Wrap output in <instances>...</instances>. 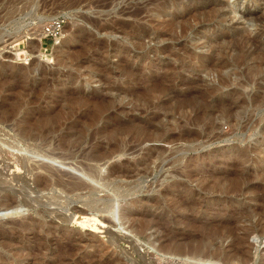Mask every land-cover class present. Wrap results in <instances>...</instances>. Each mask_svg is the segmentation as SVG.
<instances>
[{
    "label": "rangeland",
    "instance_id": "374dc122",
    "mask_svg": "<svg viewBox=\"0 0 264 264\" xmlns=\"http://www.w3.org/2000/svg\"><path fill=\"white\" fill-rule=\"evenodd\" d=\"M12 144L29 171L0 164V264H264V0H0Z\"/></svg>",
    "mask_w": 264,
    "mask_h": 264
},
{
    "label": "bare ground",
    "instance_id": "6f19581e",
    "mask_svg": "<svg viewBox=\"0 0 264 264\" xmlns=\"http://www.w3.org/2000/svg\"><path fill=\"white\" fill-rule=\"evenodd\" d=\"M45 23V22H44ZM47 23V22H46ZM38 31V30H37ZM32 34H34V37H35V35L38 37V41L40 42V40H41V37H42V29L37 33V32H34V33H32ZM32 34H30V35H32ZM29 35V34H28ZM27 35V36H28ZM36 41V40H35ZM60 42V41H59ZM59 42L56 44V45H54L52 48H54L55 46H57L58 44H59ZM38 43V42H37ZM40 44V43H39ZM41 50V49H40ZM42 51V50H41ZM20 56L21 57H25L23 54H20ZM22 59V58H21ZM44 125V124H43ZM30 127V126H29ZM50 128V127H49ZM52 128V127H51ZM32 137V136H31ZM55 138V137H54ZM8 147L10 148V151H8L7 149H0V164L2 165L1 166V168H5V167H9L10 165H9V163H7V162H5V160L6 159H11V158H9L8 156H10L11 155V157L12 156H15V158L13 159V161H14V166H15V168L16 169H22V168H24L25 169V171H29V168H28V165H27V162H25V158H23L24 156L23 155H20L19 153H16V150L15 151H12L11 152V148L12 149H14V148H16L13 144L12 145H8ZM1 148V147H0ZM135 149V148H134ZM7 150V151H6ZM72 150V149H71ZM10 154V155H9ZM101 157V156H100ZM102 160V159H101ZM13 161H11V163L13 162ZM10 162V161H9ZM46 164H50L49 162H45ZM45 165V164H44ZM55 167L57 166V167H60V166H58V165H56V164H53ZM48 166V165H47ZM0 168V186H1V184L2 183H4L5 184V180L6 179H4V177H5V175H4V172L2 171V169ZM12 169H14L13 167H11ZM10 169V168H9ZM51 169H53V168H51ZM50 169V170H51ZM57 169V168H56ZM31 170V169H30ZM59 170V169H58ZM20 171V170H19ZM87 171V170H86ZM15 172V171H14ZM17 173V172H16ZM27 173H29V172H27ZM83 173V172H82ZM11 175V174H10ZM87 175V177H88V179L90 180V181H92V182H95V183H97V184H99V182H101V184L103 183L104 185H108L109 184V180H110V178H111V176H112V171L111 170H109V171H107V173H106V177H104V178H102V177H100L99 176V174H98V171L96 170V171H91V172H89L88 174H86ZM105 176V175H104ZM106 180H108V181H106ZM106 183H108V184H106ZM3 185V184H2ZM41 184H39V186H40ZM61 186V185H60ZM102 186V185H101ZM42 188H45V186L43 185V186H41ZM62 187H63V189H64V194L66 193L67 195L66 196H72V197H78V198H80V196L83 194L84 196H85V203H86V205L90 208V209H92V210H97L101 205L103 206V209H102V211H106V212H109V211H111V204L109 203H102V204H100L99 205V202L98 201H96V191H97V189H95V187H92V186H90V185H85V184H81V183H78V182H73V183H66V184H64V185H62ZM43 190V189H42ZM83 191V193L81 194V192ZM50 199H52V198H50ZM57 199V198H56ZM65 199L66 200H70L69 198H66L65 197ZM26 204V203H25ZM4 206V205H3ZM11 208V207H10ZM100 209V208H99ZM256 209V208H255ZM254 210V209H253ZM120 218H121V220L122 219H125L124 217H125V215L121 212L120 213V216H119ZM104 220V219H103ZM102 220V221H103ZM26 224V223H25ZM27 225V224H26ZM26 225H24L23 223H19L15 228H14V232H21L22 230L24 231V230H26ZM28 226V225H27ZM104 228V227H103ZM109 234V233H108ZM30 237H32V238H35V239H37L38 240V235H37V233L36 232H34L33 231V233L31 234V236ZM259 241V240H258ZM257 242V241H256ZM262 242V241H261ZM40 244L41 243H39V246H40ZM258 244V243H257ZM261 244H263V247H260V248H262L263 250H264V241L261 243ZM259 246H261L260 244H259ZM259 246H258V248H259ZM41 248V247H40ZM38 249V248H37ZM39 250V249H38ZM197 250V249H196ZM260 250V249H259ZM38 252V251H37ZM194 255V254H193ZM225 255V254H224ZM227 255H230V254H227ZM234 255V254H233ZM237 255V254H236ZM263 255H264V252H263ZM235 256V255H234ZM242 258H244L243 256L240 258V256H235V257H233V256H231V257H225L224 256V263H226V264H234V259H242ZM237 260V261H238ZM239 261H241V260H239ZM109 262V259H107L106 261H102V262H100L99 264H107ZM199 264H222V263H219V262H216V261H205V260H198L197 261ZM223 263V264H224Z\"/></svg>",
    "mask_w": 264,
    "mask_h": 264
},
{
    "label": "built area",
    "instance_id": "2783aa9c",
    "mask_svg": "<svg viewBox=\"0 0 264 264\" xmlns=\"http://www.w3.org/2000/svg\"><path fill=\"white\" fill-rule=\"evenodd\" d=\"M68 23L67 17L64 15H57L56 17L49 20L42 28V37L40 40V49L45 51L48 49L45 46V41L50 45V49L56 45L62 38L64 28Z\"/></svg>",
    "mask_w": 264,
    "mask_h": 264
}]
</instances>
